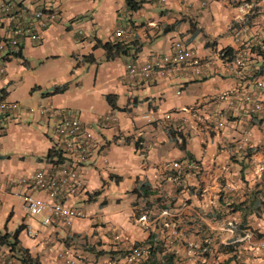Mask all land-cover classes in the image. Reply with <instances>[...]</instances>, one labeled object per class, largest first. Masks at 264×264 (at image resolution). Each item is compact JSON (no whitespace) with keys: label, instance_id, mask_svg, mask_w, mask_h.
I'll return each mask as SVG.
<instances>
[{"label":"crops","instance_id":"0c3cea01","mask_svg":"<svg viewBox=\"0 0 264 264\" xmlns=\"http://www.w3.org/2000/svg\"><path fill=\"white\" fill-rule=\"evenodd\" d=\"M129 1L42 0L59 21L39 44L0 50V100L21 106L0 115V234H10L0 264H64L67 248L79 264H127L137 246L155 252L139 264H264V0H131L136 11ZM0 2L14 16L32 6ZM18 19L0 21V42ZM101 42L128 53L108 60ZM178 42L195 54L190 63L123 80L128 63L172 54ZM227 49L231 62L219 57ZM40 106L94 131L87 162L64 152L53 113L27 111ZM187 162L202 172L188 175ZM65 163L80 165L85 193L69 205L87 218L46 226L49 214L29 216L19 198L45 196L23 181Z\"/></svg>","mask_w":264,"mask_h":264},{"label":"built area","instance_id":"2783aa9c","mask_svg":"<svg viewBox=\"0 0 264 264\" xmlns=\"http://www.w3.org/2000/svg\"><path fill=\"white\" fill-rule=\"evenodd\" d=\"M166 0H161L165 2ZM31 8L20 10L17 16H14V8L10 3L0 2V21L8 17L11 21L21 16L16 24L13 37L7 41L0 42V50L21 48L22 42L31 40L35 44L42 41V33L50 26L56 24L61 13L57 9L46 8L42 5V0H30ZM239 31L237 35H239ZM117 38H124L125 32L117 30ZM226 52L221 51L219 57L225 60ZM195 57L192 50L186 48L183 43L178 42L172 54L163 55L154 61L141 63L133 60L126 65V72L123 76L125 81L151 80L157 73L164 68H174L190 63ZM3 72V70H1ZM242 96L247 103L252 105L251 112L259 113L263 108L261 104L255 102L251 95L242 92ZM21 109L20 104L7 100H0V115L17 112ZM53 108L40 106L39 108H28L30 114L39 113L47 115L53 113L58 118L57 134L65 146L64 152L78 157L80 163H85L91 157L94 147L97 145V138L93 130L88 128L73 113L61 110L54 111ZM171 116L167 115V119ZM105 122L115 123V117H106ZM63 155V153H62ZM188 175H198L202 172V166L195 162H187L185 169ZM23 184L31 185L32 188L42 193L44 198H37L32 195H21L20 200L29 216L38 217L44 213L49 217L44 221V225H51L55 220L62 222L66 226H72L76 221L87 218V214L79 207H72L69 202L77 201L85 193V183L83 181L80 165L60 164L50 172L41 171L34 176L25 179ZM165 215L168 212H163ZM146 217L140 219L144 222ZM248 237H251L248 233ZM264 248V240L260 244ZM149 246H137L126 257L127 264H138L149 253ZM60 258L64 264H79L81 257L67 248L61 254Z\"/></svg>","mask_w":264,"mask_h":264},{"label":"trees","instance_id":"16d2710c","mask_svg":"<svg viewBox=\"0 0 264 264\" xmlns=\"http://www.w3.org/2000/svg\"><path fill=\"white\" fill-rule=\"evenodd\" d=\"M128 4H129V7L131 8V10H133V11H136V10L141 8L140 4H133L131 0L128 2ZM97 46H99V47H101V48H103L105 50L108 60H112V59H115L117 57L127 55V53H128L127 52L128 49L121 42H117V43H111V42L102 43L101 42V43L97 44ZM225 52H226L225 60L229 61V62L233 61L234 54H233L232 50L231 49H227V50H225ZM20 54L21 53L19 52L17 54V56L20 57L21 56ZM263 55H264V53H263ZM59 91L60 90H56V93H58ZM108 101H109L110 104H113L112 97L109 96L108 97ZM60 155H62V153L59 154L58 152H55V156L56 157H61ZM147 187L148 186L146 184H143V185L139 186L138 190L141 191L145 196H148L149 192L147 190ZM163 209L166 210L167 207L164 206ZM9 238H10V234H6V235H1L0 234V242L3 243V244H4L5 240H7ZM154 253L155 252H152L151 248H150L148 255H152V257H153ZM232 261H233V258L230 259L229 261L225 262V263H222V264H231ZM148 264H154V263H152L151 260H150V262ZM235 264H238V263H235Z\"/></svg>","mask_w":264,"mask_h":264},{"label":"rangeland","instance_id":"374dc122","mask_svg":"<svg viewBox=\"0 0 264 264\" xmlns=\"http://www.w3.org/2000/svg\"><path fill=\"white\" fill-rule=\"evenodd\" d=\"M139 263H140V262H139ZM139 263H138V264H139Z\"/></svg>","mask_w":264,"mask_h":264}]
</instances>
